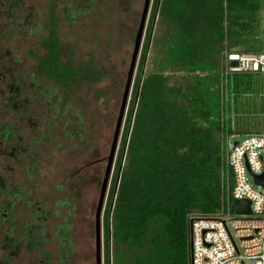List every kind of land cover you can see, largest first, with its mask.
Wrapping results in <instances>:
<instances>
[{
	"label": "trees",
	"instance_id": "trees-1",
	"mask_svg": "<svg viewBox=\"0 0 264 264\" xmlns=\"http://www.w3.org/2000/svg\"><path fill=\"white\" fill-rule=\"evenodd\" d=\"M157 6L106 209V264H191V218L230 212L227 93H249L259 72L227 73L224 54L264 52V0H162V59L143 75ZM57 41L44 68L62 81L84 74L61 62Z\"/></svg>",
	"mask_w": 264,
	"mask_h": 264
},
{
	"label": "rangeland",
	"instance_id": "rangeland-1",
	"mask_svg": "<svg viewBox=\"0 0 264 264\" xmlns=\"http://www.w3.org/2000/svg\"><path fill=\"white\" fill-rule=\"evenodd\" d=\"M144 1L0 0V123L16 127L20 138V143H16V138L12 137L7 141L0 139V149L10 152L14 145L17 148L13 155L0 151V176L6 178L10 186L20 181L21 187L25 188L26 198L34 203L31 209H27L26 201H21L17 206V216L14 218L17 221L18 235L23 233L26 223H30V215L37 210V201L41 205L48 203L53 216L49 222L51 231L63 223L67 209L57 215L55 207L69 191L70 203L75 206V215L70 217L72 239L75 242L71 264H96V206ZM67 7L75 12L73 20L66 19L63 15ZM150 19L152 13L139 65ZM167 28L168 23L158 15L152 42L146 53L144 74L154 70L157 62L162 59L164 47L161 40L167 34ZM53 34L58 38L61 62L84 74H76L69 80L62 81L52 77L48 66L44 68V59L49 53L47 42ZM228 55V52L224 54L226 64ZM138 70L139 66L135 82ZM18 77L17 84L23 85L22 92L31 102L15 109L12 101L7 107L4 100L12 94L9 83ZM173 78L177 79L178 76L174 75ZM254 81V89L249 93L237 98L227 93V98L231 101L230 105L226 102V112L233 120V134L228 143L264 132V73H256ZM44 89L49 93L53 91L52 96H47ZM132 95L131 93L120 136L115 169L126 131ZM47 98L50 99L49 103L46 102ZM78 113L80 119L77 118ZM31 118H36L37 123L30 124ZM52 118L57 122L55 129L58 132L51 141H47L49 133L46 120ZM68 120L75 125L83 122L81 138L72 137L66 132L64 124ZM33 141L36 142L35 145L31 144ZM20 147L25 151H20ZM34 153L37 154L36 161L31 164ZM28 167L32 168L28 170ZM115 169L102 215L103 264H106V209ZM77 181L82 184L79 190L73 184ZM250 181L255 185L251 176ZM60 186L65 189L62 190ZM228 214L230 215L226 218L230 219L232 213ZM53 234L54 232L49 235V240ZM56 247L55 238L52 243L46 244V249L52 251L53 264H59ZM27 258L23 252L21 258L14 263L25 264Z\"/></svg>",
	"mask_w": 264,
	"mask_h": 264
},
{
	"label": "built area",
	"instance_id": "built-area-1",
	"mask_svg": "<svg viewBox=\"0 0 264 264\" xmlns=\"http://www.w3.org/2000/svg\"><path fill=\"white\" fill-rule=\"evenodd\" d=\"M234 60L236 66L231 65ZM243 72L264 73V52L229 54L227 73ZM227 160L234 181L232 196L250 200L252 213L235 214L230 210V219L226 218L230 214L192 217L190 262L264 264V185L255 181V176H264V132L228 143Z\"/></svg>",
	"mask_w": 264,
	"mask_h": 264
},
{
	"label": "flooded vegetation",
	"instance_id": "flooded-vegetation-1",
	"mask_svg": "<svg viewBox=\"0 0 264 264\" xmlns=\"http://www.w3.org/2000/svg\"><path fill=\"white\" fill-rule=\"evenodd\" d=\"M161 2L162 0H158V14ZM155 3L156 0H152L150 15L151 13L153 14ZM67 8L72 11L71 7ZM151 21L152 19H150V24ZM152 24L153 33V28L155 26L154 19ZM151 42L149 41L148 43L147 53L149 51ZM18 79L19 77L15 78L13 82L9 83V91L12 94L7 98V100H4V104L7 107L8 105L10 106V101H12V107H14L15 109H19L20 106L25 107L28 103L31 102L30 98H28L27 95L22 92L23 85L17 84L19 83ZM45 92L47 96H52L53 94V91L49 93V91L45 90ZM46 102L49 103L50 99L47 98ZM77 118L80 119L79 113L77 115ZM37 121L38 120L36 118H31L30 124H36ZM46 124L48 125L49 133L46 137V140L51 141L56 132H58L57 129H55L57 122L54 118H52L50 120H46ZM64 125L66 132L69 133L72 137H78L79 139L83 136V133H81V130L83 129L82 121L77 122V125H75V123H71V121L68 120ZM17 132L18 129L16 127L0 123L1 140L3 139V141H7L8 138L12 137L14 139L16 138V143H20V138ZM35 143L36 142L33 141L31 144L35 145ZM0 151L6 155H13L17 151V148L14 145L13 149L10 152L5 151L4 148L0 149ZM20 151L23 152L25 151V149L20 147ZM34 154L35 156L32 155V159L30 160L31 164H34L36 161L35 158L37 154ZM30 168L28 167V170ZM8 180H10V178H8ZM6 181V178L0 176V264H15L14 261L21 258L23 252L28 256V258L26 259L27 263L25 264H53L54 257L52 256V251L50 249H46V244L50 242L52 243L53 238H55L57 241L56 251L58 253L57 258L59 264H71L70 259L74 256L75 253V242L72 239L73 227L70 223V217L75 215V206L74 204L70 203L71 196L69 191L57 202L55 207L57 215L61 214L62 210L67 209V216L64 219L63 223L58 224L55 229L51 231L49 229V222L52 221L53 216L50 208L48 207V203L45 202L44 205H41L38 204L37 201V203H35L37 210L33 211L30 215V223H26L23 233L18 235L16 229L17 221L14 218V216H17V206L21 201H26L25 203H28L27 209H31L34 203L30 199L26 198L27 195L25 192V188L21 187L20 181L12 183V186L8 185ZM73 184H76L77 190H79L82 185L80 181L74 182ZM60 188L62 190L65 189L63 186H60ZM37 220L39 221L38 223L36 222ZM9 224L10 226H8ZM53 232L54 234L52 236V239L50 238L51 240H49V235ZM53 248H55V246Z\"/></svg>",
	"mask_w": 264,
	"mask_h": 264
},
{
	"label": "water",
	"instance_id": "water-1",
	"mask_svg": "<svg viewBox=\"0 0 264 264\" xmlns=\"http://www.w3.org/2000/svg\"><path fill=\"white\" fill-rule=\"evenodd\" d=\"M152 0H145L143 5V10L141 12L139 25L134 38V47L131 56L130 66L127 73L126 82L124 85V91L121 98L119 113L116 121V126L114 130V136L111 143L110 154L107 157V167L105 169L104 177L100 187V195L98 204L96 206V217H95V239H96V248H95V256H96V264H103V225H102V215L104 212V208L106 205V199L108 196L110 181L113 176V172L115 169V162L118 153V147L120 143V136L123 129L124 119L127 113L129 100L131 97L135 76L137 72V67L139 63V57L141 54L143 41L147 29V24L150 16ZM158 11L154 18V24L157 20ZM152 37V36H151ZM151 42V39H150ZM232 66L237 65V61L231 62ZM144 74V71L143 73ZM141 84L137 91V98L139 96ZM123 164L120 166L119 175L121 173ZM255 181L258 184L264 185V176H255ZM230 210L235 214H251L252 213V203L248 199H234ZM192 225V221L190 222V226Z\"/></svg>",
	"mask_w": 264,
	"mask_h": 264
},
{
	"label": "crops",
	"instance_id": "crops-1",
	"mask_svg": "<svg viewBox=\"0 0 264 264\" xmlns=\"http://www.w3.org/2000/svg\"><path fill=\"white\" fill-rule=\"evenodd\" d=\"M263 74V73H262Z\"/></svg>",
	"mask_w": 264,
	"mask_h": 264
}]
</instances>
